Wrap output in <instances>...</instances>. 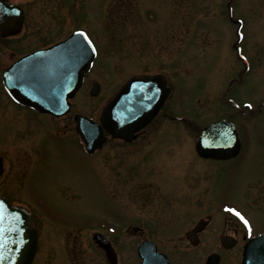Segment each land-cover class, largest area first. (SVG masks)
<instances>
[{"label":"rangeland","instance_id":"obj_1","mask_svg":"<svg viewBox=\"0 0 264 264\" xmlns=\"http://www.w3.org/2000/svg\"><path fill=\"white\" fill-rule=\"evenodd\" d=\"M9 1L19 4L25 16L17 32L0 37V70L32 49L63 39L75 28L85 29L98 55L65 116L76 112L98 116L103 100L130 74L159 72L167 79L170 93L161 116L148 128L143 146L137 149L112 144L101 153L102 159L111 155L117 171L118 165L140 158L152 144V130L155 135L160 129L155 143L161 167H170L164 169V175L169 176L166 179L195 183L197 200L203 198L205 185L210 186L211 197L220 193L221 182L215 169L196 157L193 145L198 132L171 116L185 117L199 127L218 116H253L256 98H264V0ZM234 45L251 64L255 61L253 55L260 59L258 69L262 73L255 74L251 66L238 81L242 65ZM94 81L99 82L100 91L92 97L89 89ZM246 101L252 104L250 108L245 109ZM25 115L26 111L7 100L0 82V116ZM2 122L0 118V144L17 134V128L11 124L2 128ZM54 123L67 137L53 132L48 142L49 167L43 170L32 166L35 158L33 162L28 153L10 148L7 153L15 160L16 168L6 167L0 175V187L14 186V201L34 217L39 238L31 264H105L93 244L92 231L124 225L130 201L123 195H109L93 164L99 154L78 152L71 122L64 118ZM248 128L252 130V124ZM257 128L264 141V124L259 123ZM63 138H67L74 157L59 145ZM117 178L115 175L116 186ZM246 189V185L238 189L237 201L243 202ZM169 211V220L162 216V223L172 226L173 208L169 207ZM112 229L110 236L114 240L139 239L123 233L121 227ZM212 229L202 236L204 242L210 240ZM178 234L166 240H180Z\"/></svg>","mask_w":264,"mask_h":264},{"label":"flooded vegetation","instance_id":"obj_2","mask_svg":"<svg viewBox=\"0 0 264 264\" xmlns=\"http://www.w3.org/2000/svg\"><path fill=\"white\" fill-rule=\"evenodd\" d=\"M238 56L242 65V70L237 72L238 81L251 66L255 67V74L262 73L264 67L258 64L261 61L257 60L256 56H252V58L255 57L252 64L243 56ZM260 67L262 70L258 69ZM1 88L3 89L2 82ZM3 94L16 108L26 111V115L0 116L3 119L2 128L7 124L17 128L14 139L9 138L8 142L0 144L2 163L0 175L6 167L16 168L15 160L7 153L10 148L28 153L33 157V162L35 158L32 166H41L43 170L49 167L51 157L48 142L53 132L56 136L67 137L54 127V120L65 118L71 122L72 134H74L72 139L76 141L78 152H84V146L76 132L75 116L42 114L15 102L4 90ZM256 102V111L252 114L253 116L245 118L218 116L203 124V126L208 125L218 119L226 120L233 124L239 141L236 154L229 158L202 157L195 150L196 157L199 160L208 161L212 166L210 169L214 168L215 176L220 178L221 184L218 189L220 193L214 198L209 193L210 186L205 185L203 198L197 200L194 192L195 183L186 179H166L169 176L164 175V169L167 171L170 167H161L160 150L155 143V138L161 132L160 129L155 135L154 129L152 130V144L140 158L135 157L118 165L117 171H115L114 158H111V155L102 159L101 153L109 146L112 147V144L140 149L145 142L143 140L149 131L148 128L157 121L161 116L160 113H157L143 128L133 132L134 136L130 139L116 137L103 131V144L91 154V156L99 154L93 164L98 170L101 182L107 186L109 195H123L125 200L128 198L130 201L127 205L129 213H126V218L123 220L124 225L116 224V226L111 225V228L99 227L93 230V232L107 234L113 249L114 262L111 263L105 251L93 241L94 246L102 254V261L105 264H141V254L154 261L161 259L164 255L169 264H264V141L257 128L259 123L264 124V98L258 97ZM91 117L97 121V118ZM172 120H177L196 130L198 132L195 137L196 142L203 126L199 127L197 123L185 117ZM250 124L253 126L252 130L248 128ZM229 132V129L215 130V133L222 136H227ZM214 141L218 142L219 139ZM223 141L227 139L221 138L222 143L214 145L213 148L226 149L227 145H224ZM59 145L74 157V151L69 148L67 138H63ZM58 150L60 151L59 148ZM27 173L28 170L24 174V179ZM169 173L171 176V172ZM115 175L119 178L117 186L114 184ZM243 185H246L247 189L241 203L235 199V195ZM0 194L11 202L19 204L13 199L14 186L8 189L0 187ZM169 207H172L174 211L175 222L172 226L162 223V216H166L169 220L167 214L170 212ZM227 209H233L234 212H229ZM235 212L240 213L244 220L237 217ZM196 215H198L197 218ZM199 221H205V224L196 232L195 241H190L187 238V232ZM244 221L247 223L245 224ZM113 227H121L123 233L137 236L139 239L114 240L110 236ZM211 228L213 231L210 232V240L204 242L202 236ZM176 232L179 233L177 237L180 240H166L168 236H174Z\"/></svg>","mask_w":264,"mask_h":264},{"label":"water","instance_id":"obj_3","mask_svg":"<svg viewBox=\"0 0 264 264\" xmlns=\"http://www.w3.org/2000/svg\"><path fill=\"white\" fill-rule=\"evenodd\" d=\"M23 18V10L18 5L0 0V36L7 31L12 33L22 24ZM94 57V47L85 33L75 31L60 42L18 59L4 72L3 82L17 101L41 112L63 115L70 107L68 99L74 96L81 85L83 74L89 70ZM99 88L98 82H94L90 95H97ZM168 93L169 88L160 75L132 76L104 106L100 121L114 136L125 137L129 132L143 127L156 114ZM74 116H81L77 120L78 132L87 151L92 152L102 143L101 126L85 115L78 113ZM222 129H229L232 133H228L227 137L214 133ZM221 138L227 139L223 141L227 148H213L222 143ZM218 139V142L214 141ZM238 145L233 125L219 120L202 130L196 149L204 157L229 158L236 154ZM204 223L199 222L188 233L191 241L194 240L193 234ZM36 239L32 215L0 196V264H30L36 249ZM94 240L107 252L111 261L114 254L108 238L95 233ZM141 256V264H169L165 257L154 261L145 255Z\"/></svg>","mask_w":264,"mask_h":264},{"label":"snow or ice","instance_id":"obj_4","mask_svg":"<svg viewBox=\"0 0 264 264\" xmlns=\"http://www.w3.org/2000/svg\"><path fill=\"white\" fill-rule=\"evenodd\" d=\"M81 35H83V34L81 33ZM249 107H251V105H249ZM227 211H229V212H234L233 209H227ZM235 215H236L237 217H239L241 220H244V218L240 215V213L235 212ZM244 223L246 224L247 221H244Z\"/></svg>","mask_w":264,"mask_h":264}]
</instances>
